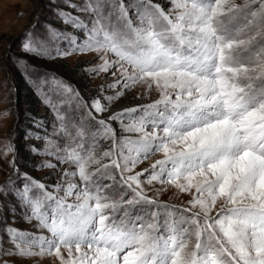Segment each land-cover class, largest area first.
<instances>
[{
    "label": "snow or ice",
    "instance_id": "6c2138e0",
    "mask_svg": "<svg viewBox=\"0 0 264 264\" xmlns=\"http://www.w3.org/2000/svg\"><path fill=\"white\" fill-rule=\"evenodd\" d=\"M47 7L4 50L55 119L30 146L52 171L13 155L0 183L3 264H264V0ZM86 54L92 95L36 69Z\"/></svg>",
    "mask_w": 264,
    "mask_h": 264
},
{
    "label": "rangeland",
    "instance_id": "374dc122",
    "mask_svg": "<svg viewBox=\"0 0 264 264\" xmlns=\"http://www.w3.org/2000/svg\"><path fill=\"white\" fill-rule=\"evenodd\" d=\"M167 3V0H162ZM50 0H0V113L8 110V116H0V150L6 141L11 140L15 153L8 154L5 157L0 152V183H3L7 178H11L16 184H20L21 180L16 179L15 172L10 168L8 161L13 155L16 156V163L21 172H28L30 175L38 179L44 178L52 170L49 168L37 169L35 165L40 164L46 159H50L40 155H34L30 151L31 145H41L43 141L36 140L35 134L40 132L43 134V129H36L34 120H40L47 128L48 132L53 130V122L55 119L52 109L43 101L42 93L37 92L36 86L24 74V70L18 68L12 62H6L4 58V50L8 44H13V55L18 54L19 45L16 44L20 33L24 28L28 27L35 16L39 15L42 21H51L59 24L55 20L54 12L47 7ZM23 12V17H18V13ZM65 27L64 25H59ZM67 31L74 32L72 28H67ZM92 59V54L72 55L64 59L45 60L36 63V69L40 73L47 72L55 74L57 77L70 82L74 87L79 88L85 96L92 95L99 91V85L102 81V76L90 77L84 70L85 62ZM6 65V66H5ZM55 88V85H44L45 91ZM19 89H27L32 94L31 100L25 104L21 100L22 93ZM58 97L53 96L54 102ZM27 107H26V106ZM69 111L71 109L67 105L63 106ZM79 118V117H77ZM27 137V138H26ZM61 168L67 167L61 165ZM166 196L161 199H166ZM180 203V200L176 201ZM21 227H29L18 221ZM11 257H0V264L4 260L11 261ZM50 258H45L41 264H48Z\"/></svg>",
    "mask_w": 264,
    "mask_h": 264
},
{
    "label": "trees",
    "instance_id": "16d2710c",
    "mask_svg": "<svg viewBox=\"0 0 264 264\" xmlns=\"http://www.w3.org/2000/svg\"><path fill=\"white\" fill-rule=\"evenodd\" d=\"M19 92L22 93L21 100L23 99L22 101L25 102V104H27L28 103V100H31V98L33 97L32 94L30 93V91H28L27 89H23V90L22 89L21 90L19 89Z\"/></svg>",
    "mask_w": 264,
    "mask_h": 264
}]
</instances>
